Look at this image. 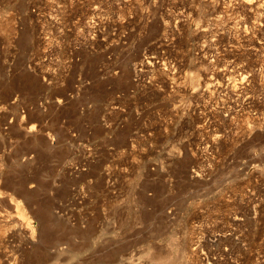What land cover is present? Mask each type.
<instances>
[{
  "label": "rangeland",
  "instance_id": "rangeland-1",
  "mask_svg": "<svg viewBox=\"0 0 264 264\" xmlns=\"http://www.w3.org/2000/svg\"><path fill=\"white\" fill-rule=\"evenodd\" d=\"M157 255L264 264V0H0V264Z\"/></svg>",
  "mask_w": 264,
  "mask_h": 264
},
{
  "label": "bare ground",
  "instance_id": "bare-ground-1",
  "mask_svg": "<svg viewBox=\"0 0 264 264\" xmlns=\"http://www.w3.org/2000/svg\"><path fill=\"white\" fill-rule=\"evenodd\" d=\"M22 212V211H21ZM157 258L155 259H158L156 260L157 262L161 263V264H175V262H173L172 260H170V256L169 255H166V256H162V255H157L156 256ZM176 264H178V262H176Z\"/></svg>",
  "mask_w": 264,
  "mask_h": 264
}]
</instances>
